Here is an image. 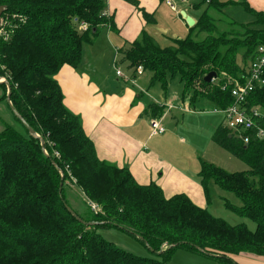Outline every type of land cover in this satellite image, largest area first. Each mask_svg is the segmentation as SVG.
<instances>
[{
    "label": "trees",
    "instance_id": "1",
    "mask_svg": "<svg viewBox=\"0 0 264 264\" xmlns=\"http://www.w3.org/2000/svg\"><path fill=\"white\" fill-rule=\"evenodd\" d=\"M237 3L253 22L230 20L229 30L220 29L216 13L228 4L212 0L185 38L161 46L144 31L121 49L122 59L134 72L141 65L151 74L150 85L160 84L166 92L178 79L181 102L190 110L226 108L234 101L231 89L244 81L264 45V10L247 0ZM0 5L13 23L9 36L0 37L2 99L9 83L13 107L39 135L15 115L24 131L8 123L0 131V264H172L179 248L222 264H240L234 256L264 257L263 139L251 135L246 144V131L222 122L213 141L248 169L230 172L203 160L199 173L207 204L212 185L235 194L241 204L223 194V205L253 228L214 216L185 193L166 197L158 184L138 183L128 167L98 157L56 79L64 66L81 65L84 45L93 43L102 27L116 30L113 16L103 15L105 0H0ZM211 71L216 77L207 82ZM246 105L264 112V87L253 91ZM150 110L160 118L164 106L151 103ZM68 183L83 192L84 199L77 197L82 210L69 202ZM112 227L141 240L155 256L124 250L99 232Z\"/></svg>",
    "mask_w": 264,
    "mask_h": 264
},
{
    "label": "crops",
    "instance_id": "2",
    "mask_svg": "<svg viewBox=\"0 0 264 264\" xmlns=\"http://www.w3.org/2000/svg\"><path fill=\"white\" fill-rule=\"evenodd\" d=\"M247 1L253 8L264 10V0ZM105 2L108 14L114 18L116 30L108 26L102 27L95 42L90 43L92 45H84L81 65L77 68L64 66L58 72L56 79L62 88L64 104L82 120L84 129L93 140L100 159L119 167H128L140 184L146 185L152 182L158 184L166 197L185 193L197 205L209 207L199 181V173L203 160L213 162L203 156L200 141L196 139L186 141L181 136L180 133L183 134L187 129L184 126L185 118L182 119L181 113L194 112L195 114H191L197 117L195 119L201 118L205 113L218 115L222 118L221 123L224 122V116L214 112L215 108L190 110L182 102L177 106L167 103L166 91L163 90L161 96L163 102L151 99L147 90L151 87L153 89L158 84L150 85V72L143 70L141 75H137L136 71L129 67V63L122 59L121 53V49L139 39L144 31L154 37L161 46H168L174 43L175 38H182L183 33L188 35L191 27L181 14L178 15L161 0H105ZM181 8L187 13L189 9L191 11L198 9L191 8L187 4H182ZM143 10L150 15L149 20L144 17ZM178 17L183 21H177ZM171 19L176 22L175 27L172 28L175 33V38L170 39L172 44L167 42V37L158 39L154 36L158 33L155 28L160 29L162 33L167 32L162 25H166ZM102 37L103 40L100 39ZM89 52H92L94 60L100 62L99 70L106 67L108 72L110 67L113 70L115 68L116 73L118 68L127 77H121L123 80H120V76L116 74L117 79L111 81L109 76L107 80H105L106 76H95L93 68V70L86 69L85 61L89 58ZM119 63L126 65L125 71ZM131 71L134 73L133 76H129L128 72ZM138 77L141 85L137 82ZM2 97L3 90L0 88V102L6 101ZM151 103L159 105L165 103L160 118L166 126V131L162 134L151 133L150 120L155 118L150 110ZM199 123L193 126V130L201 129ZM216 125L214 129H217ZM211 142L217 145L212 136ZM70 194L69 197H73ZM74 197L77 200L75 195ZM79 198L84 199V196L79 194Z\"/></svg>",
    "mask_w": 264,
    "mask_h": 264
},
{
    "label": "rangeland",
    "instance_id": "3",
    "mask_svg": "<svg viewBox=\"0 0 264 264\" xmlns=\"http://www.w3.org/2000/svg\"><path fill=\"white\" fill-rule=\"evenodd\" d=\"M226 2L228 5L226 8L219 13H216V16L219 18V20L216 22V25L222 29V30H229L231 26L226 23V21H232L235 20L239 23H251L254 21V16L251 13H248L241 5L237 3V0H221ZM164 2V1H163ZM165 3V2H164ZM169 7V6H168ZM206 9V5L200 6L197 11H191L190 9L188 10V13L193 16L194 19H198V17L203 13V11ZM179 18V17H178ZM183 18V17H182ZM184 19V18H183ZM177 21H183L179 18ZM176 22L174 19L169 20L166 25H162L163 29H166V31H159L160 29L155 28V30L158 32L156 35H154L156 38L161 39L163 37H167V42L171 43L172 39H174V29ZM150 27V26H149ZM171 29V30H170ZM155 32V31H154ZM166 35V36H165ZM187 33H183L181 36L182 38H185ZM103 40V37L100 38ZM171 39V40H170ZM177 39V38H175ZM96 40V39H95ZM94 40V42H95ZM173 43V42H172ZM171 43V44H172ZM87 45V44H86ZM92 45V44H89ZM168 45V44H167ZM91 51V50H90ZM92 52H89V58H87L86 62V69L87 70H95L93 74L95 76H102L105 77V80L108 79V76L110 77V80L113 81L117 79V75L114 72L115 68L109 67V71L107 72L106 67L105 69L102 67L100 70L98 69L101 67L100 62L92 57L93 54ZM88 54V53H87ZM121 68L125 71L126 65L125 64H120ZM93 68V69H92ZM97 69V70H96ZM104 69V70H103ZM129 76L134 75L133 71L128 72ZM116 75V76H115ZM131 76V77H132ZM100 77V78H102ZM146 77V76H144ZM121 78V77H119ZM103 79V78H102ZM4 80V78H0V81ZM120 80H123L122 78ZM137 82L139 84L141 83V80L137 79ZM141 85V84H140ZM182 84L178 79H174L166 92V100L167 103H172L173 105H178L181 103V93H182ZM147 90V89H146ZM163 88L161 87L160 84L156 85L152 89L147 90L149 97L153 100H159L160 102H163V99H161V96H163L162 93ZM164 92V90H163ZM7 94V92L5 91ZM3 95H4V90H3ZM158 102V101H156ZM165 103H162L160 105H163ZM167 105V104H166ZM208 108H211V106H208ZM195 114L194 112H182V119L183 117L185 118V128H187L184 133H180L182 137L185 138L186 141H197L201 142V149L203 151V156L208 160L212 161L215 165L221 166L222 168L234 172V171H242L248 169V166L239 160L237 157L233 156L230 154L227 150L224 148L215 145L214 143L211 142V136H213L216 127L218 126L219 123H221V117L218 115H213L209 113H205L201 116V118L195 119L197 117H193ZM220 115V114H219ZM219 117V118H218ZM180 119V120H182ZM167 121V120H166ZM200 121V123H199ZM216 122V123H215ZM12 124L15 127H17L19 130L24 131L23 126L17 121V119L14 116L13 111H11L9 105L7 104L6 101L0 102V130L4 128V125ZM199 123L201 129L199 131L193 130V126H197ZM212 125L213 127H211ZM190 129V130H189ZM170 130V129H168ZM68 200L69 202L73 205V208H76L77 210L79 209L80 202L79 200H76L74 195L76 197H79V194L83 195V192L74 184L68 183ZM74 188V189H71ZM75 190L76 192H74ZM73 191L71 194L70 192ZM78 191V192H77ZM69 194L73 197H69ZM224 194V195H223ZM78 195V196H77ZM221 195L225 196L228 198L232 203L234 204H241V201L235 194L227 191H223L216 185H212L211 187V204L208 207L209 211L217 217H221L228 221L231 224H239V223H248L250 227H254L255 224L251 222L249 219L239 216L236 213L228 210L224 205H223V200L220 197ZM84 196V195H83ZM85 198V197H84ZM99 232L109 241L114 242L116 245L119 247L123 248L124 250H127L129 252H132L134 254H138L141 256H151L154 257L155 254L138 238L135 236L121 230L118 228H108V229H100ZM235 260H237L240 264H264V257H253V256H245V255H240V257H234ZM170 262L172 264H222L220 263L217 259L204 255V254H198V253H192L184 249H175L174 252L171 255Z\"/></svg>",
    "mask_w": 264,
    "mask_h": 264
},
{
    "label": "built area",
    "instance_id": "4",
    "mask_svg": "<svg viewBox=\"0 0 264 264\" xmlns=\"http://www.w3.org/2000/svg\"><path fill=\"white\" fill-rule=\"evenodd\" d=\"M166 5L178 15L181 14V5L187 4L191 8H199L202 5H208L212 0H164ZM103 15L109 16L107 10ZM185 19V18H184ZM85 29L87 25L82 23ZM13 28L12 19L8 15L2 14L0 20V37L9 36ZM259 55L251 62L248 75L244 81L231 89V95L234 98L233 104L226 108H215L213 111L221 113L224 116L226 126L234 131H246L242 135L244 143H248L251 135L264 140V112L260 110H249L247 101L249 95L256 89L264 87V45L258 48ZM143 67L139 65L136 68V74L143 73ZM116 74L120 77H127L120 69H116ZM151 133L162 134L166 131V126L162 123V118H153L150 120ZM93 210H98V205L91 202Z\"/></svg>",
    "mask_w": 264,
    "mask_h": 264
},
{
    "label": "water",
    "instance_id": "5",
    "mask_svg": "<svg viewBox=\"0 0 264 264\" xmlns=\"http://www.w3.org/2000/svg\"><path fill=\"white\" fill-rule=\"evenodd\" d=\"M4 11H5V7L2 6V5H0V20H1V17H2V14L4 13ZM181 15H182L183 18H185L186 22L188 23V25H189L190 27H192V26L195 25V23H196L195 19H194L192 16L188 15V13H187L185 10H182V11H181ZM215 77H216V72L211 71V72H209V73L205 76V81H207V82H211ZM3 81H4V80L0 81V83L3 82ZM7 85H8V91H7L6 101H7L8 105H9L11 111H13L14 115H15L16 117H18V118L23 122V124L27 127V129L30 131V133H31L32 135L39 137V135H37V134L34 133V130L31 128V126L28 124V122H27L26 120H24V119L21 117V115L18 113V111L13 107V105H12V103H11V101H10V84L7 83ZM40 139H41L42 144H43V139H42V138H40ZM69 210H70L74 215H76V213L72 210V208H69Z\"/></svg>",
    "mask_w": 264,
    "mask_h": 264
}]
</instances>
